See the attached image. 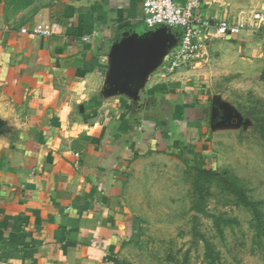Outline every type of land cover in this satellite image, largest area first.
I'll return each mask as SVG.
<instances>
[{
  "label": "crops",
  "instance_id": "0c3cea01",
  "mask_svg": "<svg viewBox=\"0 0 264 264\" xmlns=\"http://www.w3.org/2000/svg\"><path fill=\"white\" fill-rule=\"evenodd\" d=\"M11 3L0 0V264H114L135 230L138 165L191 154L211 108L184 69L166 70L180 31L147 28L142 0ZM263 9L201 0L200 12L249 24ZM50 24L51 36L20 33Z\"/></svg>",
  "mask_w": 264,
  "mask_h": 264
},
{
  "label": "rangeland",
  "instance_id": "374dc122",
  "mask_svg": "<svg viewBox=\"0 0 264 264\" xmlns=\"http://www.w3.org/2000/svg\"><path fill=\"white\" fill-rule=\"evenodd\" d=\"M52 1L11 4L15 12L34 11ZM208 45L180 69L210 106L209 118L191 154L172 152L138 165L127 202L135 230L114 264H264V144L254 122L264 118V31ZM188 167L228 171L257 203V215L215 185L205 213L195 212Z\"/></svg>",
  "mask_w": 264,
  "mask_h": 264
},
{
  "label": "built area",
  "instance_id": "2783aa9c",
  "mask_svg": "<svg viewBox=\"0 0 264 264\" xmlns=\"http://www.w3.org/2000/svg\"><path fill=\"white\" fill-rule=\"evenodd\" d=\"M142 21L147 28H162L180 31V44L170 54L166 70L174 72L202 57L206 46L214 40L236 36L240 31L252 25L257 29L264 27V9L253 12L247 23L215 21L201 15V0H142ZM58 26L37 25L21 28L20 33L30 37L51 36ZM83 37L82 41H89Z\"/></svg>",
  "mask_w": 264,
  "mask_h": 264
},
{
  "label": "trees",
  "instance_id": "16d2710c",
  "mask_svg": "<svg viewBox=\"0 0 264 264\" xmlns=\"http://www.w3.org/2000/svg\"><path fill=\"white\" fill-rule=\"evenodd\" d=\"M255 129L260 140L264 144V118L254 120ZM187 181L193 193V210L199 214L205 213V197L209 195V188L212 185L221 191L233 196L235 200L246 208L251 209L257 215V203L251 202L245 190L240 185L238 178L232 176L228 171H216L213 169H197L188 167L186 171ZM262 230L261 228H259Z\"/></svg>",
  "mask_w": 264,
  "mask_h": 264
}]
</instances>
